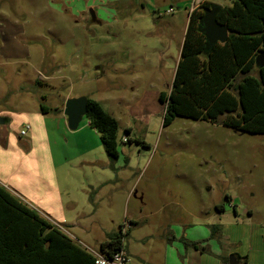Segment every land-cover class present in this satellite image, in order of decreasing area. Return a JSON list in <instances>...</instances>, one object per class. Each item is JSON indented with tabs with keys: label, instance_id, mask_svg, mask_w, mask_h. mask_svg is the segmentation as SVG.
<instances>
[{
	"label": "rangeland",
	"instance_id": "374dc122",
	"mask_svg": "<svg viewBox=\"0 0 264 264\" xmlns=\"http://www.w3.org/2000/svg\"><path fill=\"white\" fill-rule=\"evenodd\" d=\"M204 1L0 0V112L23 120L40 103L52 110L57 164L72 172L75 209L87 215L65 232L89 252L101 255L105 233L131 224L129 264L193 244L214 264H264V135L184 117L164 126L159 96ZM79 97L117 120L114 167L86 117L71 131L54 113Z\"/></svg>",
	"mask_w": 264,
	"mask_h": 264
},
{
	"label": "trees",
	"instance_id": "16d2710c",
	"mask_svg": "<svg viewBox=\"0 0 264 264\" xmlns=\"http://www.w3.org/2000/svg\"><path fill=\"white\" fill-rule=\"evenodd\" d=\"M214 7H218L215 21L227 28L229 36L227 42L208 47L202 21ZM263 48L264 0H232L225 7L206 1L195 8L189 15L171 91L159 96L165 106L164 126L184 117L264 135V68L256 65ZM40 111L45 115L52 110L40 103ZM86 119L99 133L114 167L119 159L117 120L91 99ZM122 227L100 245L103 256L111 258L125 250L130 229L123 233ZM0 264H95V257L0 186Z\"/></svg>",
	"mask_w": 264,
	"mask_h": 264
},
{
	"label": "crops",
	"instance_id": "0c3cea01",
	"mask_svg": "<svg viewBox=\"0 0 264 264\" xmlns=\"http://www.w3.org/2000/svg\"><path fill=\"white\" fill-rule=\"evenodd\" d=\"M195 8L197 7H194L192 11ZM57 114L62 116L63 126L67 125L64 113ZM49 115L38 111L34 114L21 115L23 117L21 120L15 119L9 113L0 112V117L5 119V123L0 125V186L6 188L30 208L38 211L45 219L62 225L66 231L67 225L76 228L79 221L87 215L75 209L76 205H74L69 185V180L73 176L72 172L66 171L61 164H57L47 125ZM27 126L30 127V131L22 137L20 133ZM124 136L128 134L125 133L122 138ZM90 188L94 187L90 186ZM111 233H105V239L99 242L100 245ZM124 252L130 255L128 249ZM163 252L165 254L163 262L144 259L141 260L142 264H214L212 261L214 259L210 255L200 253L197 249L187 248L184 251L180 247L172 246L165 247ZM227 263L229 264L228 261Z\"/></svg>",
	"mask_w": 264,
	"mask_h": 264
},
{
	"label": "water",
	"instance_id": "95a60500",
	"mask_svg": "<svg viewBox=\"0 0 264 264\" xmlns=\"http://www.w3.org/2000/svg\"><path fill=\"white\" fill-rule=\"evenodd\" d=\"M218 12V7H214L208 12L202 21V33L206 36L208 47H213L218 43H225L228 40V30L226 27L219 25L215 21V15ZM92 15H94L92 13ZM256 65L264 68V48L259 53L256 59ZM64 116L67 118V125L69 130H78L81 122L88 113V99L85 97L73 98L66 101L63 110ZM5 123V119L0 117V125ZM229 264H238L234 257H231Z\"/></svg>",
	"mask_w": 264,
	"mask_h": 264
},
{
	"label": "built area",
	"instance_id": "2783aa9c",
	"mask_svg": "<svg viewBox=\"0 0 264 264\" xmlns=\"http://www.w3.org/2000/svg\"><path fill=\"white\" fill-rule=\"evenodd\" d=\"M169 13H172V10H170ZM28 131H30V127L29 126L25 127V130H22L20 135L22 137L26 136ZM122 141H123V143H126L128 141V137L124 136ZM56 225L59 228H61L62 230H64L61 225H59V224H56ZM130 228H131V225H124L122 227V232L126 233ZM90 253L95 257V264H129L128 256H127V254L124 251H121V252L115 254L111 258H107V257L103 256L102 254L99 255L97 253H94L93 251L90 252Z\"/></svg>",
	"mask_w": 264,
	"mask_h": 264
}]
</instances>
